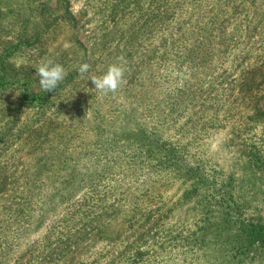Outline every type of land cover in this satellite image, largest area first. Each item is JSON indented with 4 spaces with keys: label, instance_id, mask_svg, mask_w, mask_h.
<instances>
[{
    "label": "rangeland",
    "instance_id": "1",
    "mask_svg": "<svg viewBox=\"0 0 264 264\" xmlns=\"http://www.w3.org/2000/svg\"><path fill=\"white\" fill-rule=\"evenodd\" d=\"M119 1L0 0V264H37L44 245L54 248L49 264H134L137 253L145 264H264V250L238 257L231 232L217 229L226 177L240 219L264 223V120L252 119L264 111V77L249 83L253 99L240 94L264 60V0ZM162 17L172 29L157 33ZM171 35L197 52L194 70L165 65L160 46ZM122 56L128 92L100 102L104 117L94 124L90 78ZM49 59L67 76L45 93L35 69ZM138 126L160 136L151 160L124 136ZM172 148L182 169L205 166L207 187L167 168ZM250 151L260 155L256 166Z\"/></svg>",
    "mask_w": 264,
    "mask_h": 264
},
{
    "label": "trees",
    "instance_id": "2",
    "mask_svg": "<svg viewBox=\"0 0 264 264\" xmlns=\"http://www.w3.org/2000/svg\"><path fill=\"white\" fill-rule=\"evenodd\" d=\"M125 1V0H122ZM118 6V5H117ZM121 6V0L119 1V7ZM121 12H123V10H121ZM161 14H158V16H160ZM116 17V15H115ZM117 18V17H116ZM50 19L47 18H43L42 19V23L45 25V23L47 21H49ZM114 23L116 21H113ZM211 24L214 25V30L218 31L219 33L223 34L222 31H220L224 25V21L219 20V16L217 14H214L211 17ZM151 29H153L155 32H162L164 30H171L172 29V22L169 21V18H159L157 20H154L152 23V27ZM42 34V36L44 37L45 33H40V35ZM39 35V38H40ZM128 37L127 34L125 33H121V42H125L126 37ZM42 37V38H43ZM169 41L163 42L162 45L160 46L162 48H165V55L163 57V61H165V65H171V69L175 70L176 72H178L179 74H182L184 72H187L188 70H194L196 68V65H198V54H196L197 52L195 51V49H187L184 47V45H178L177 43L172 42L173 40V35L170 36ZM199 40V43H202ZM159 49V50H160ZM155 51V54L158 53V51ZM120 52H122L121 50H119ZM125 58L122 56V60L120 61V65L124 64L123 60ZM130 59V58H129ZM169 60H171V62H169ZM129 66L133 65L128 64ZM124 68V76L123 78H127L125 83L124 81L121 83V85L118 87V93L119 92H123L122 95H124L125 93L128 92V88L126 87V85H128V73H127V66L123 67ZM263 68H264V60L261 62V65L259 67L258 70H256V72H252L248 75V77L246 78L247 80V84L242 86L240 89V94H242V97L244 98H250L253 99L251 96H253V89L249 87V83L252 84L253 81L259 76L264 77V73H263ZM104 71H107L106 67H103ZM133 73V72H132ZM130 73V74H132ZM128 76V77H127ZM170 76V75H169ZM191 76H193V73L191 74ZM91 79V78H90ZM131 83V81H129ZM262 83H264V79L261 80ZM175 86H172L171 84H168L166 87V90L168 93H170L169 91L172 89H175ZM117 90L115 92H109L107 94L100 92L99 90L95 92V95H97V99H99V101H96V108L94 110L96 113V120H94V124H96V121L99 118H103L104 116H102L103 114L101 113V111L98 109V105L99 103H103L105 104V102L108 99L114 98L116 97L117 94ZM121 95V96H122ZM92 96H94V94H92ZM120 97V94L117 96ZM174 102H179L178 100H175ZM177 103H174L172 105V109L176 108ZM259 118L260 121L264 120V111L261 110H257L256 113L254 114V116H252V119H256ZM132 120L131 118L128 119L125 122V124H129ZM105 121V118L104 120ZM124 121V120H123ZM45 125H42L40 128H38L35 133L36 135H41L44 129ZM140 126H138L135 130L129 132V133H125V138L126 140L129 141V143L131 145H136L137 147H139V151L141 152L140 154L142 155L140 158L142 160H151L152 158H154L157 153L159 148L162 147L161 145V141H160V136L158 133L156 132H150L148 133L147 130L145 129H139ZM98 135L102 136V133H99ZM111 136L113 137V139L115 141H119L120 139V135H118V133L112 131L111 132ZM35 138V136L33 137V139ZM255 145H252L251 148H255ZM161 153V152H159ZM165 160H166V165L167 168L170 167L172 168L175 172L180 170L179 172H183L184 175L182 174L183 177H185L186 181H193L192 182V187L194 186V188L198 189H203L204 187L208 186V181L206 178V169H204V167L201 165H190L187 167H183V169L181 168V166L179 165L180 162V155L181 153L179 151H177L176 149L172 148V149H167L166 153H165ZM258 153H253L252 151H250V155H249V162L256 166V164L261 160L260 155H257ZM163 164V163H162ZM174 167H176L177 169H174ZM166 169V168H165ZM181 174V173H179ZM217 174L219 176H222L219 172H217ZM25 179H23V182H27L24 181ZM233 182L234 179L233 177H226L223 178L221 180V189L219 190H223L222 192H220V198L218 201V204L221 207V215L223 218V223L217 225L216 221H212L209 220V217H206L208 220V223L210 225H217V229H221L223 230H228L229 232H231L229 240H230V244L231 247L234 250L239 251V256L241 257H249V256H254L256 253L261 252L262 250H264V223L261 221L256 220L255 218H250V219H240L239 216H242V205H240L238 203V201L235 199L232 190H233ZM226 187H231L226 188ZM217 190V189H216ZM247 208V205L245 206V209ZM24 215L26 214V211L24 210H20V216L25 217ZM135 218V217H134ZM221 226H224L223 229ZM96 232L100 235L103 234H107V236L110 235V233L107 230H103V231H93ZM90 233H92L90 231ZM89 234V233H88ZM94 234V233H93ZM120 234H117V236H119ZM47 241V238H46ZM51 242V240H49ZM57 246V245H56ZM43 252L38 253V256L35 257L34 259L37 260V264H49L50 260V253H52V251H54L53 247H49L47 245H44L43 249L41 250ZM132 258L135 260L134 264H145V262L143 263V254L142 253H137L136 255L132 254L131 255ZM132 262V259H131ZM147 262V261H146Z\"/></svg>",
    "mask_w": 264,
    "mask_h": 264
},
{
    "label": "clouds",
    "instance_id": "3",
    "mask_svg": "<svg viewBox=\"0 0 264 264\" xmlns=\"http://www.w3.org/2000/svg\"><path fill=\"white\" fill-rule=\"evenodd\" d=\"M90 66L82 63L79 66V73L83 75L88 72ZM35 74L39 77V86L45 93L55 92L57 87L67 76V71L63 65L52 60H46L35 69ZM124 68L120 64L110 65L108 70L99 77H92L91 82L94 87L102 93L115 92L123 82Z\"/></svg>",
    "mask_w": 264,
    "mask_h": 264
}]
</instances>
